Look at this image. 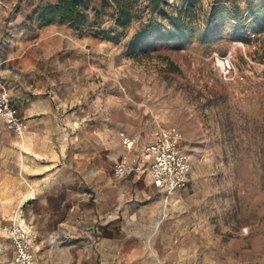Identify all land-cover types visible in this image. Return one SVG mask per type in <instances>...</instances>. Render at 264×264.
<instances>
[{"label":"crops","instance_id":"1","mask_svg":"<svg viewBox=\"0 0 264 264\" xmlns=\"http://www.w3.org/2000/svg\"><path fill=\"white\" fill-rule=\"evenodd\" d=\"M93 28L43 24L33 11L0 0V76L24 125L18 135L0 119V264L13 263L3 229L18 213L41 242L34 264L60 253L63 264H209L222 247L213 217L162 216L163 193L149 174H114L115 164L150 141L154 124L168 125L166 107L148 103L131 66L122 76L128 45ZM121 132L137 138L132 151ZM122 184L128 190L120 192ZM183 192L172 196L174 208ZM121 217L129 225L122 241ZM59 236L68 244L59 245Z\"/></svg>","mask_w":264,"mask_h":264},{"label":"rangeland","instance_id":"2","mask_svg":"<svg viewBox=\"0 0 264 264\" xmlns=\"http://www.w3.org/2000/svg\"><path fill=\"white\" fill-rule=\"evenodd\" d=\"M8 1L38 15L58 0ZM84 1L88 7L72 23L96 27L122 45L143 31L139 46L128 49L122 76L134 70L148 103L152 98L165 106L166 124L182 131L192 172L177 208L172 197L162 196L161 215L213 217L222 247L209 264H264V0H160L158 6L154 0ZM120 5L131 16L124 26L117 24ZM222 57L234 66L229 79L220 75ZM127 84L132 87L130 78ZM128 202L120 200V207ZM128 226L121 217L120 241ZM57 241L69 242L62 236ZM66 257L50 254L44 262L63 264Z\"/></svg>","mask_w":264,"mask_h":264},{"label":"built area","instance_id":"3","mask_svg":"<svg viewBox=\"0 0 264 264\" xmlns=\"http://www.w3.org/2000/svg\"><path fill=\"white\" fill-rule=\"evenodd\" d=\"M220 75L233 77L234 66L229 57H222ZM0 119L22 135L24 125L19 109L12 101L10 92L0 76ZM123 145L132 151L137 138L120 133ZM182 131L176 125L156 123L152 126L151 139L134 158L124 157L114 166V174L123 179L133 174H149L154 185L161 189L168 201L177 191L184 189L190 180L192 164L188 154L181 147ZM3 232L11 238L15 256L12 264H34L41 242L33 227L18 213L11 225Z\"/></svg>","mask_w":264,"mask_h":264},{"label":"trees","instance_id":"4","mask_svg":"<svg viewBox=\"0 0 264 264\" xmlns=\"http://www.w3.org/2000/svg\"><path fill=\"white\" fill-rule=\"evenodd\" d=\"M155 6L159 5L160 0H154ZM88 7V2L84 0H58L55 3H49L46 6H44L40 13L38 14V19L43 24H50L55 22L65 23L69 22L68 20L77 14H79L82 10V8ZM131 19L130 14L126 11L125 7L123 5L119 6V14L117 15V24L124 26L127 24ZM71 20V19H70ZM178 21H180L179 18H177ZM70 25L74 27H79L80 24L78 23H69ZM180 26L184 27L183 24ZM103 33L105 31H102ZM144 33L143 31L138 32L129 42L128 48L135 50L139 43L141 42V39L143 37ZM107 38H112L111 35H107Z\"/></svg>","mask_w":264,"mask_h":264}]
</instances>
